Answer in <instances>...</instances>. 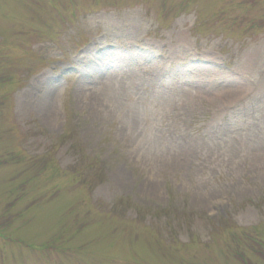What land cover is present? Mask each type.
I'll use <instances>...</instances> for the list:
<instances>
[{
  "label": "rangeland",
  "instance_id": "obj_1",
  "mask_svg": "<svg viewBox=\"0 0 264 264\" xmlns=\"http://www.w3.org/2000/svg\"><path fill=\"white\" fill-rule=\"evenodd\" d=\"M0 264H264V0H0Z\"/></svg>",
  "mask_w": 264,
  "mask_h": 264
},
{
  "label": "bare ground",
  "instance_id": "obj_2",
  "mask_svg": "<svg viewBox=\"0 0 264 264\" xmlns=\"http://www.w3.org/2000/svg\"><path fill=\"white\" fill-rule=\"evenodd\" d=\"M109 88L108 87H106V86H104V87H102V90H103V92H109V90H108ZM216 96L218 95V96H220L223 100L224 99H232V98H236L237 97V94H234V93H230V92H227V90H223V91H217L216 93ZM184 102L185 103H190V104H192V103H195L196 102V98L195 97H191V98H185L184 99ZM41 106H40V108H39V112L40 113H42V116H43V118L45 119V120H47L48 119V114L47 113H45V110L50 106V99H48V100H43L42 102H40L39 103Z\"/></svg>",
  "mask_w": 264,
  "mask_h": 264
}]
</instances>
